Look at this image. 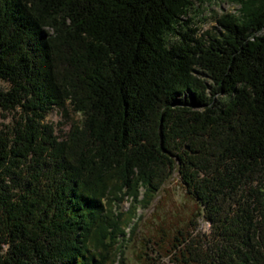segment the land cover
<instances>
[{"label":"trees","instance_id":"trees-1","mask_svg":"<svg viewBox=\"0 0 264 264\" xmlns=\"http://www.w3.org/2000/svg\"><path fill=\"white\" fill-rule=\"evenodd\" d=\"M212 1L0 0V264H127L173 172L194 210L136 260L264 264V0L198 33Z\"/></svg>","mask_w":264,"mask_h":264},{"label":"rangeland","instance_id":"rangeland-1","mask_svg":"<svg viewBox=\"0 0 264 264\" xmlns=\"http://www.w3.org/2000/svg\"><path fill=\"white\" fill-rule=\"evenodd\" d=\"M239 6L235 0H215L199 3L194 6L190 16L198 27V33L208 32L214 34L220 27L216 19L225 13L238 14ZM0 86L5 87L3 83H0ZM78 117V114H75L70 108H67V113L54 108L46 115V121L54 126L56 133L62 134L69 128L71 121L78 119ZM10 122L11 114L0 110V123ZM141 196L140 191L139 198ZM114 203L118 206L117 210L120 212H127L135 204L127 197H124L120 202L114 201ZM136 207L132 219V222L138 223L136 234L133 237L127 236L128 239L122 248L124 256L127 258V264H140L136 260V257L141 254L140 241L155 233L159 224L166 226L167 224L169 226L179 224L194 210L192 200L188 198L177 172L171 174L149 206L143 208L141 205H137ZM200 227L207 230L208 225L201 223ZM125 232H128V229H125ZM120 255H117V259ZM114 264H117V261Z\"/></svg>","mask_w":264,"mask_h":264}]
</instances>
